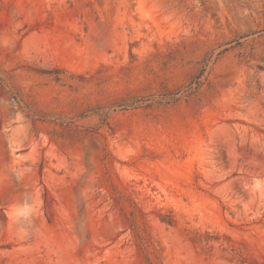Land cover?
<instances>
[{
	"label": "rangeland",
	"instance_id": "1",
	"mask_svg": "<svg viewBox=\"0 0 264 264\" xmlns=\"http://www.w3.org/2000/svg\"><path fill=\"white\" fill-rule=\"evenodd\" d=\"M0 264H264V0H0Z\"/></svg>",
	"mask_w": 264,
	"mask_h": 264
}]
</instances>
